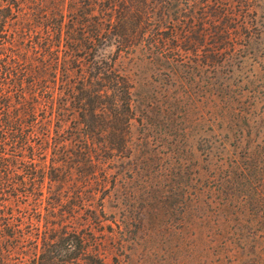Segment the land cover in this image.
<instances>
[{
	"label": "trees",
	"instance_id": "16d2710c",
	"mask_svg": "<svg viewBox=\"0 0 264 264\" xmlns=\"http://www.w3.org/2000/svg\"><path fill=\"white\" fill-rule=\"evenodd\" d=\"M256 6L0 0V264H124L103 200L136 148L141 73L190 88L195 74L230 70L258 28ZM245 157L215 186L245 179Z\"/></svg>",
	"mask_w": 264,
	"mask_h": 264
},
{
	"label": "rangeland",
	"instance_id": "374dc122",
	"mask_svg": "<svg viewBox=\"0 0 264 264\" xmlns=\"http://www.w3.org/2000/svg\"><path fill=\"white\" fill-rule=\"evenodd\" d=\"M256 3L258 28L244 56L228 71L195 74L213 85L141 73L140 120L129 132L136 148L103 200L119 223L124 264H264V0ZM242 157L246 178L216 187Z\"/></svg>",
	"mask_w": 264,
	"mask_h": 264
}]
</instances>
